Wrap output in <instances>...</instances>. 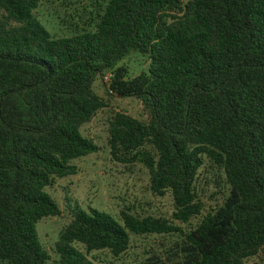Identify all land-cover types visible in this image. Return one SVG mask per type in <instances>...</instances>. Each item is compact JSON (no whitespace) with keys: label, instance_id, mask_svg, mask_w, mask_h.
I'll return each instance as SVG.
<instances>
[{"label":"trees","instance_id":"trees-1","mask_svg":"<svg viewBox=\"0 0 264 264\" xmlns=\"http://www.w3.org/2000/svg\"><path fill=\"white\" fill-rule=\"evenodd\" d=\"M44 0H0V264H49L37 224L60 217L45 192L74 176L72 162L99 151L80 129L106 108L93 89L134 99L145 120L115 113L111 160L141 164L153 196L170 193L171 219L120 220L75 206L53 264L121 259L131 235L176 236L134 264H249L264 256V0H108L90 30L54 38ZM133 53L148 72L126 79ZM208 159L228 195L203 214L196 193ZM198 219L196 227L183 228Z\"/></svg>","mask_w":264,"mask_h":264},{"label":"rangeland","instance_id":"rangeland-1","mask_svg":"<svg viewBox=\"0 0 264 264\" xmlns=\"http://www.w3.org/2000/svg\"><path fill=\"white\" fill-rule=\"evenodd\" d=\"M108 0H44L37 17L54 38L70 37L83 29L90 30ZM149 60L144 55L133 53L117 67L125 68L126 79H133L148 72ZM109 81L98 77L93 85L96 94L104 99L106 108L100 110L90 123L80 129L82 137L92 141L99 151L72 162L77 173L55 184L45 192L61 210L60 217L43 219L37 224V233L43 248L51 257L49 264L57 261L55 245L64 227L72 219V210L77 205L85 212L93 209L120 220V212L129 208L141 217L171 219L174 212L170 193L155 197L149 189V173L141 164L124 166L111 160L108 141L109 122L115 113H124L145 120L141 107L134 99L119 98L108 94ZM196 193L204 206L203 214L219 207L228 195L223 171L208 159L199 171L195 184ZM199 223L193 219L183 228H194ZM177 239L176 236L137 237L131 235V247L121 259L108 253H90L88 258H97V264H134L145 258L147 251L160 250ZM249 264H264V256Z\"/></svg>","mask_w":264,"mask_h":264},{"label":"built area","instance_id":"built-area-1","mask_svg":"<svg viewBox=\"0 0 264 264\" xmlns=\"http://www.w3.org/2000/svg\"><path fill=\"white\" fill-rule=\"evenodd\" d=\"M111 77H112L111 74H107V75L105 76V80H106V81H110Z\"/></svg>","mask_w":264,"mask_h":264}]
</instances>
